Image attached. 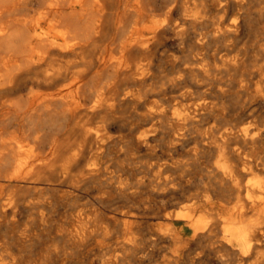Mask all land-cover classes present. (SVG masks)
Segmentation results:
<instances>
[{"label":"bare ground","instance_id":"1","mask_svg":"<svg viewBox=\"0 0 264 264\" xmlns=\"http://www.w3.org/2000/svg\"><path fill=\"white\" fill-rule=\"evenodd\" d=\"M0 264H264V0H0Z\"/></svg>","mask_w":264,"mask_h":264},{"label":"rangeland","instance_id":"2","mask_svg":"<svg viewBox=\"0 0 264 264\" xmlns=\"http://www.w3.org/2000/svg\"><path fill=\"white\" fill-rule=\"evenodd\" d=\"M33 15V12H29L28 13V16H32ZM206 181V180H205Z\"/></svg>","mask_w":264,"mask_h":264}]
</instances>
